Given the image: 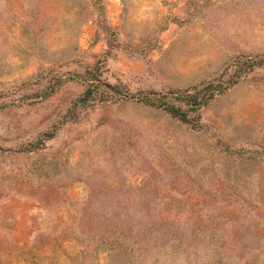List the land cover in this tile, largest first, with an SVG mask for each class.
Listing matches in <instances>:
<instances>
[{"label": "rangeland", "instance_id": "1", "mask_svg": "<svg viewBox=\"0 0 264 264\" xmlns=\"http://www.w3.org/2000/svg\"><path fill=\"white\" fill-rule=\"evenodd\" d=\"M0 264H264V0H0Z\"/></svg>", "mask_w": 264, "mask_h": 264}, {"label": "trees", "instance_id": "2", "mask_svg": "<svg viewBox=\"0 0 264 264\" xmlns=\"http://www.w3.org/2000/svg\"><path fill=\"white\" fill-rule=\"evenodd\" d=\"M257 64L260 63L258 62L256 65ZM207 87L195 89L192 93L188 90H169L167 93L143 96L139 97L137 100L151 107L163 109L170 115L185 120V107L195 109L215 94L221 93L224 89L218 88L210 90ZM52 89L53 88L45 93V96L52 92ZM97 93L100 94L99 96L102 99H112L114 96L115 99H120L122 96H118L117 93L121 94L123 91L116 85H112L91 76L90 79L86 81V87L82 94L78 97V101L84 106L92 104V100Z\"/></svg>", "mask_w": 264, "mask_h": 264}]
</instances>
